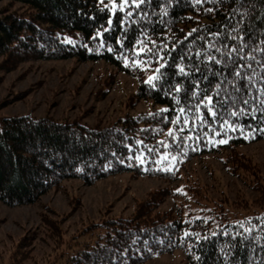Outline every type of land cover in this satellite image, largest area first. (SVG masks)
<instances>
[{
  "label": "trees",
  "instance_id": "1",
  "mask_svg": "<svg viewBox=\"0 0 264 264\" xmlns=\"http://www.w3.org/2000/svg\"><path fill=\"white\" fill-rule=\"evenodd\" d=\"M0 1L23 5L0 11L1 57L103 61L136 78V97L151 107L105 128L4 118L0 201L7 206L35 203L68 179L90 185L130 173L174 182L192 158L228 151L233 160L235 148L264 139V0H127L123 9L122 0ZM144 46L148 56L137 53ZM149 76L158 77L155 88ZM192 184L152 190L131 217L104 221L101 237L70 264H141L176 250L188 264H264V191L259 208L243 211L203 198ZM170 196L180 202L159 211Z\"/></svg>",
  "mask_w": 264,
  "mask_h": 264
},
{
  "label": "rangeland",
  "instance_id": "2",
  "mask_svg": "<svg viewBox=\"0 0 264 264\" xmlns=\"http://www.w3.org/2000/svg\"><path fill=\"white\" fill-rule=\"evenodd\" d=\"M22 6L0 1V11ZM137 89L136 78L103 61L0 56V124L4 118L28 115L109 127L125 115L150 110L136 97ZM234 153L233 160H226L228 151L192 158L174 182L122 173L90 185L64 180L28 205L10 207L0 201V264H70L83 247L101 237L104 221L131 217L155 189L174 190L197 182L203 198L219 199L234 210L259 208L264 139L238 146ZM179 202L164 198L158 210L173 209ZM141 264L188 263L176 250Z\"/></svg>",
  "mask_w": 264,
  "mask_h": 264
},
{
  "label": "snow or ice",
  "instance_id": "3",
  "mask_svg": "<svg viewBox=\"0 0 264 264\" xmlns=\"http://www.w3.org/2000/svg\"><path fill=\"white\" fill-rule=\"evenodd\" d=\"M139 2H140V0H133V3H139ZM197 2L199 3V0H197ZM125 3H127V0H122V3H121V5H120L121 9H123ZM112 7H113V9H115L116 5L113 4ZM128 15H131V13H128ZM109 23H111V21H109ZM97 35H100V33L97 32ZM117 42H118V43L120 42L119 39H118ZM140 43H141V42L138 40V41H137V44H140ZM145 48H146V46L137 49V53H144V55L148 56V55L151 53V49H148L147 51H145ZM109 51H112V48H111V47H109ZM209 59H212V57H209ZM124 62H125V64L127 65V64L129 63V60H128L127 58H125V61H124ZM215 62H216V63H220L219 60H216ZM137 64H139L141 67H146V66H147L146 62L141 63L140 61H133V66H136ZM178 67L180 68V71H181V72H184V68H183V67H180V66H178ZM157 78H158L157 76H149V77H148V80L146 81V83H148L151 87L155 88V87H156V84H155L153 81H154L155 79H157ZM217 87H219V85H217ZM180 90H181V86H180L179 84H177V85L175 86V91H176V92H179ZM204 100H207V101L209 102V104H210L211 101H212V98H211L210 96H205V97H204ZM204 100H202L200 103H204ZM245 103H246V102H245ZM196 110H197V112L200 111L199 106H197ZM164 111H166V110H164ZM184 111H185V109H183V108L180 109V112H184ZM208 112H209L213 117L216 116V112H215L211 107H208ZM236 114H237L236 112H232V113H231L232 116H236ZM183 123H184V124H188V120L185 118L184 121H183ZM224 124H228L229 127L232 128V130H235V128H236L235 125H231V124H229V122H228L227 120L224 121ZM169 131L171 132V129H170ZM225 142H226V141H224V140H220V141H218V143H225ZM137 143H141V141H137ZM137 159L140 160L141 163H143V160L141 159V157L138 156ZM173 159H175V158L173 157ZM178 191H179V190H178Z\"/></svg>",
  "mask_w": 264,
  "mask_h": 264
}]
</instances>
